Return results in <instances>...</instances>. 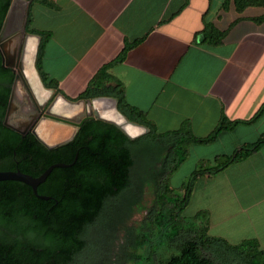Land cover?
Listing matches in <instances>:
<instances>
[{
  "label": "crops",
  "instance_id": "1",
  "mask_svg": "<svg viewBox=\"0 0 264 264\" xmlns=\"http://www.w3.org/2000/svg\"><path fill=\"white\" fill-rule=\"evenodd\" d=\"M45 2L29 0L25 8L29 28L46 35L41 41L24 32L23 38L24 67L28 63V77L42 91L35 97L30 90L37 102L52 96L51 105L59 102L70 112L86 108L73 99L124 44L134 41L123 60L107 68L104 88L117 86L123 101L141 111L156 134L186 126L193 137L202 138L220 117L229 123L248 121L264 102V6L237 12L229 0ZM206 25L223 34L218 44L202 41ZM40 41L39 69L56 90L44 88L35 70ZM104 98L115 109L112 98L90 100ZM131 126L139 129L134 137L147 131ZM64 128L58 133L65 134ZM54 131L47 134L55 137ZM263 133L264 114L253 123L234 125L212 142L233 134L231 152L220 150L211 161L254 143ZM208 160L199 158L196 167L211 169ZM189 203L191 216L205 213L208 236L229 245L253 240L264 249V145L215 174L196 178Z\"/></svg>",
  "mask_w": 264,
  "mask_h": 264
},
{
  "label": "trees",
  "instance_id": "2",
  "mask_svg": "<svg viewBox=\"0 0 264 264\" xmlns=\"http://www.w3.org/2000/svg\"><path fill=\"white\" fill-rule=\"evenodd\" d=\"M229 1L237 12L248 6H264V0ZM10 2L0 0V27ZM38 2L46 4L45 0ZM23 31L39 36L41 41L46 36L29 28L28 13L23 20ZM201 34L202 41L213 45L223 36L207 25ZM41 41L36 50L35 70L44 88L56 90L55 83L39 69ZM134 44L135 41L124 44L119 54L100 67L73 101L97 96L112 98L118 115L130 124L145 128L146 133L130 140L114 125L102 119H88L76 129L70 141L53 149L43 147L29 132L19 134L3 126L14 74L2 65L0 56V172L17 170L35 178L49 165L70 164L76 153L73 163L65 168H53L36 186V195L48 197L47 200L37 198L23 183L0 181V264H81L109 204L116 214L113 221L103 225L107 234L97 237L106 240L108 235L112 236V245L115 232L121 229L118 252L125 263L264 264V249L255 241L229 245L206 234L204 212H197L185 221L182 217L195 179L215 174L252 154L264 145V133L254 143L218 159L211 169L198 167L178 192L165 184L167 176L185 159L187 152L183 145H207L236 124L253 123L264 114V102L248 121L229 123L220 117L213 130L202 138L193 137L186 126L176 132L156 134L143 113L123 101L117 86L104 88V82L108 81L107 68L121 62ZM136 149L141 159L135 154ZM147 185L152 195L150 206L144 210L137 228L130 230L125 223ZM118 213H122V219ZM106 257L104 264L121 262L118 257L111 259L109 253Z\"/></svg>",
  "mask_w": 264,
  "mask_h": 264
},
{
  "label": "rangeland",
  "instance_id": "3",
  "mask_svg": "<svg viewBox=\"0 0 264 264\" xmlns=\"http://www.w3.org/2000/svg\"><path fill=\"white\" fill-rule=\"evenodd\" d=\"M26 5L24 4L22 6V13H21L20 19L18 20V27L19 28H16L15 30H13V32L10 34V36L14 35L16 32L18 33V35L21 34V31H22L21 27L23 26V20H24V15H25L24 12H25ZM34 11L35 10H33V12ZM27 65H28V63H25V67H24V64H23L22 71L26 76V80H28L29 89L33 92L35 97L36 96L40 97L41 92H42L41 88L37 85L35 86L33 84L32 78L28 77ZM24 70H26V71H24ZM18 86L20 87V91L25 93L23 87L20 84ZM42 95H43L42 96V99H43L45 93H42ZM52 99H53V97L51 96V97H48L46 100H43V101L46 102V104H47V103L51 102ZM43 101L40 100V102H38V103H41ZM58 103L57 102L52 103L53 111H55V112L56 111H61V112L68 111V112H70L69 108H67L66 106H62L61 104H58ZM96 104H99V103L95 102V104L93 103L92 105L95 108L97 107L96 112L98 113L99 112L98 111L99 106H96ZM81 108L85 109V106L84 107L82 106ZM81 108H79V110H81ZM113 110H115V109L113 108ZM74 112L71 111L70 113L74 114ZM115 112L117 113L116 110H115ZM46 124H47V126H49L50 130L63 128L62 125H59L57 123H52L49 121H47ZM64 130L66 133L67 130L66 129H64ZM235 138L236 137L233 136V134H230L227 136H223V138H221V140L219 142H217V143L215 142V143H212L209 145H197V144L183 145L184 148L186 149V152H187L185 159L177 166L176 169H174L167 176V178L165 180V184L167 185V187L169 189H172L175 193L178 192L179 188L186 181V179L189 177V175H191V173L197 169L196 164H197V160L199 158H208L209 159L208 164H210V166L216 165L217 163H213V161H211V157L215 153H218V152H220V150H223V149L225 150L226 154L230 153L232 150L233 140ZM134 152L138 156V158L141 159L140 154H139V150L136 149V150H134ZM131 178H132V175H131ZM151 200H152V195L150 193L149 186L147 185V186H145V188L143 190V194H142L141 198L139 199V201H137V200L135 201L134 206H136V208L134 209V213L129 217V220L125 223L126 228H128L130 230H132V229L134 230L137 228L139 223L144 218V215H145L144 210L150 206ZM114 209L112 210L111 204H109L107 206L106 211L104 212V215L102 216V218L100 220V225L97 229L98 232L96 234L94 233L92 235V237L90 239V245H89L90 248L86 251L85 259L83 260V262L81 264H104L106 259H107L106 256L108 255V253L110 254L111 259L118 257L119 262L122 260V257L118 252V247L122 241V236H123V232L121 229H119L115 232V237H114V240L112 242V245L110 244L112 236L108 235V238L106 240L103 239V236H101L99 238L97 237L99 234H105L106 233L103 225L106 226L107 222L113 221L112 217H114V215L116 214ZM191 214H192V205L188 202L187 206L185 207L184 211L182 212V217L184 218V221L189 220L191 218ZM118 215H119L118 218L122 219V217H123L122 213H121V215H120V213H118ZM108 234H109V232H108ZM110 245H111V247H110ZM109 247H110V249L107 250ZM120 264H128V263L121 261Z\"/></svg>",
  "mask_w": 264,
  "mask_h": 264
},
{
  "label": "water",
  "instance_id": "4",
  "mask_svg": "<svg viewBox=\"0 0 264 264\" xmlns=\"http://www.w3.org/2000/svg\"><path fill=\"white\" fill-rule=\"evenodd\" d=\"M14 2H20L21 4L26 5V4H28L29 0H11L10 5L6 11L5 17L3 19L1 28H0V41L3 37L8 36V35L4 36L3 34H4V31L7 30V25L9 23L8 20L10 18L11 13H12ZM24 13L26 14V9H25ZM21 29H22V31H21L20 36L17 34V32L12 36L13 44H12L11 51H10L11 52L10 57H8L6 55V53H4V51L2 49V45L0 43V54L3 58L2 59V65L10 68L12 73H14L13 84L11 86V90H10L9 98L7 101V105H6L2 124H3V126L9 128L10 130H12L16 133H19V134H24V133L29 132L36 139V141L39 142L43 147H45L46 149H53V148H56V147H58L64 143L70 141L72 139V136L74 135L76 129L82 124L84 119L77 123V122L70 121L68 119H64L63 117H60L59 115H56L54 113L50 114V113H48V110H47L46 113L44 114V116H42V118H40V120L34 124L33 119L35 117V112L33 110V106H32V104H30L27 101L26 97L25 98L23 97V102L21 103V106H23V107L28 106V109L30 112V115H29L30 118L28 120H17V123L13 122V124L10 123V120L15 121L13 119H16L15 114H16V111L18 109V106H17L18 104L15 105V103H13V101H14L13 90H14L15 83L19 80L18 74L20 72L21 67H20V65H16L14 63V54L13 53H14V50H16V49H18V51H19L18 55H20V50L22 52L23 38H24L23 26L21 27ZM104 99L109 100L108 98H104ZM82 102L86 105V107L89 111V116L87 119H101L98 116V113L96 112V108L92 105L93 100H85ZM45 118H48V119L54 120L56 122H60V123H64V124H68V125L72 126L70 132H68L65 135L62 134L61 137H57V136L54 137V135L49 136V134H47L48 131H54V129L50 130L49 126H47V124H46L47 121L44 120ZM104 121L114 125L122 133H124V131L122 129V125H118L117 123H114V122L108 121V120H104ZM126 137H128L129 139L133 138V137L128 136V135H126ZM75 155H76V153H75ZM75 155H74V157H75ZM74 157H73V160H74ZM73 160L71 163H73ZM70 164L57 163V164L49 165L39 176H37L35 178L30 177V176L25 175V174H22V173L18 172L17 170L16 171L0 172V181L11 180V181H17V182L23 183V184H25L31 188L32 193L37 198L42 199V200H47L48 197L36 195V193H35L36 186L44 181L46 176L49 174V172L53 168H65V167H68Z\"/></svg>",
  "mask_w": 264,
  "mask_h": 264
},
{
  "label": "bare ground",
  "instance_id": "5",
  "mask_svg": "<svg viewBox=\"0 0 264 264\" xmlns=\"http://www.w3.org/2000/svg\"><path fill=\"white\" fill-rule=\"evenodd\" d=\"M21 13H22V5L19 2H16L13 5L12 13H11L10 18L8 20L9 23L7 25V30H5L4 31V34H3L4 36L5 35H8V36L7 37H3L1 39V41H0V43L2 45V49H3L4 53H6V55L8 57H10V55H11V52L10 51H11V47H12V44H13V38L12 37L9 38V37H10V34L13 32V30H15V28H16V26L18 24V20H19V18L21 16ZM18 85H19V81H17L15 83L14 90H13V97H14L13 103H15V105L18 104V102L21 101V98L24 96L23 93L20 91V87ZM97 103H99V104H96V106H99V109H100L99 112H98V115L102 119H105V120H108V121H112L114 123H117L118 125H123L124 124L123 123L124 120L122 119V117H120L115 112V110H113V106L111 104L112 102H110L108 100H106V101H102V100L100 101L99 100V101H97ZM94 104H95V102H94ZM114 105H115V103H114ZM17 106H18V109L16 111L15 118H17V120H28L30 118L29 117L30 112L24 114V113H22V111L19 108L20 105H17ZM76 117H77V115H76ZM17 120H15V121H11L10 120V123H12V124H13V122L17 123ZM122 128L125 131V133L128 134L129 136H134L136 134L138 135V133H139V129H136L135 127H133V126H131L129 124H126V123L122 126ZM55 130L56 131H54V133L57 134L56 136L57 137H61L62 135L58 133V130L59 129H55ZM65 134H67V133H65Z\"/></svg>",
  "mask_w": 264,
  "mask_h": 264
},
{
  "label": "flooded vegetation",
  "instance_id": "6",
  "mask_svg": "<svg viewBox=\"0 0 264 264\" xmlns=\"http://www.w3.org/2000/svg\"><path fill=\"white\" fill-rule=\"evenodd\" d=\"M16 2H14V4H15ZM20 19V18H19ZM2 25V24H1ZM1 28V27H0ZM16 28H19L18 27V24H17V26H16ZM15 28V29H16ZM18 34V33H17ZM13 35H11L9 38H11ZM19 36H20V34H19ZM18 36V37H19ZM8 39V38H7ZM6 39V40H7ZM17 51V52H16ZM14 52L15 53H13L14 54V63L16 64V65H20V71L21 72H19V74H18V76H19V84L23 87V89H24V91H25V93H23L22 91V93H23V97L25 98L26 97V99H27V101L30 103V104H32V106H33V110H34V112H35V117H34V119H33V123L35 124V123H37L39 120H40V118H42V116H44V114L46 113V111L48 110V113H54V114H56V115H59L60 117H63L64 119H68V120H70V121H73V122H80L81 120H83V122L85 121V120H88L87 118H88V116H89V111H88V109H87V107L84 109H82L81 108V110H76L75 112H74V114H71L70 112H68V111H66V112H63V113H61V114H58V113H56L55 111H53V109H52V105H51V102H49V103H47L46 104V102H41V103H38L37 101H35L34 100V98L32 97V94L30 93V89H29V86H28V84H27V80H26V76H25V74L23 73V71H22V69H23V51L21 52V50H20V55H18V49H16V50H14ZM18 55V56H17ZM0 56H1V54H0ZM17 56V57H16ZM2 56H1V62H2ZM18 63V64H17ZM20 63V64H19ZM14 74V73H13ZM21 75V76H20ZM22 83V84H21ZM12 84H13V82H12ZM12 86V85H11ZM27 87V88H26ZM23 97L21 98V101H19L18 102V105H20L19 106V108H20V110L22 111V113H29V109H28V107H26V106H21V103L23 102ZM33 99V100H32ZM35 105V106H34ZM93 113V112H92ZM87 114V115H86ZM76 115H77V117H76ZM100 117V116H99ZM101 118V117H100ZM102 119V118H101ZM13 120H17V118L16 119H13ZM44 120H46V121H49V122H52V123H57V124H59V125H62L63 127H65L64 129H66L67 131H66V133H68V132H70V130H71V127L72 126H70V125H68V124H64V123H60V122H56V121H54V120H51V119H48V118H45ZM103 120H105V119H103ZM82 122V123H83ZM123 129V128H122ZM124 131V130H123ZM124 133H125V131H124ZM126 134V133H125ZM65 135V134H64ZM126 135H128V134H126ZM129 136V135H128ZM131 137H133V138H131L130 140H132V139H134V138H137V137H134V136H131ZM128 138V137H127ZM129 139V138H128Z\"/></svg>",
  "mask_w": 264,
  "mask_h": 264
}]
</instances>
